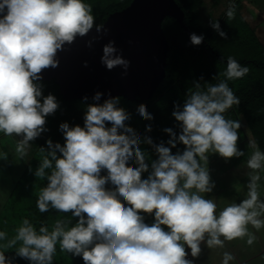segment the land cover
<instances>
[{
  "label": "clouds",
  "instance_id": "clouds-1",
  "mask_svg": "<svg viewBox=\"0 0 264 264\" xmlns=\"http://www.w3.org/2000/svg\"><path fill=\"white\" fill-rule=\"evenodd\" d=\"M226 16L235 18L234 3ZM209 25L227 39L219 21L210 19ZM93 28L107 32L104 25L96 24L92 5L85 0H0V133L19 138L15 151L21 160L31 143L49 131L47 117L59 108L55 95H43L39 83L43 71L58 67L57 53ZM98 38L87 46L91 48ZM204 39L202 34H190L194 46ZM101 63L109 71L122 67L124 76L130 66L115 41L103 46ZM248 73V67L228 57L224 80L205 81L204 89L202 76L194 80L196 91L186 94L183 104L174 102L171 115L179 132L164 128L169 139L158 144L130 126L132 114L120 106L119 96L109 94L103 103L99 91L92 97L94 103H87L84 96L83 126L61 123L64 143L46 140L40 150L47 154L34 172L47 180L36 201L39 211L71 213L76 224L69 228L71 221L58 219L51 231L41 226L37 232L24 219L12 239L0 231V241H6L0 245L4 249L0 264H14L17 257L29 264H54L57 244L61 252L81 257L83 264H194L202 244L222 248L225 241L247 237L252 245L257 237L248 226L257 231L264 227L259 191L264 152L254 141L249 142L253 151L247 160L252 170L247 198L217 212V204L205 195L216 186L207 166L208 154L226 161L245 155L238 147L241 123L224 114L240 104L227 81ZM136 112L142 120L154 119L143 103ZM151 131L152 125H146L145 132ZM142 144L151 146L156 159H149ZM179 144L183 150L173 153ZM0 158L6 160L7 153H0ZM145 214L154 217L151 224L145 222ZM18 243L14 255L7 256L6 250ZM188 250L193 259H188ZM233 259L224 252L221 264Z\"/></svg>",
  "mask_w": 264,
  "mask_h": 264
},
{
  "label": "trees",
  "instance_id": "trees-1",
  "mask_svg": "<svg viewBox=\"0 0 264 264\" xmlns=\"http://www.w3.org/2000/svg\"><path fill=\"white\" fill-rule=\"evenodd\" d=\"M132 0H85L91 4L93 15L97 25H102L109 14L128 6ZM184 12L183 23L187 30L173 17L167 16L162 21V28L169 44L168 57L165 65V77L159 83L150 99L128 100L120 97V106L132 114L130 126L136 129L139 135L150 136L154 143L167 141L169 136L163 131L164 128H173L179 132L176 121L172 117L174 102L183 104L186 94L196 91L194 80L200 81L202 89L207 87L205 83L218 84L224 80L223 72L227 68L228 57L234 58L241 66L249 68V73L241 79L227 81L229 87L239 98L240 104L233 105L224 115L227 119L236 120L242 117L252 135V138L261 152H264V45L259 41L254 29L242 14V1L234 0L235 18L229 20L227 10L213 21H219L221 30L227 33V39L221 38L209 25L210 19H205L202 14L204 0H175ZM229 8V7H228ZM204 35L205 39L199 46L190 42V34ZM216 76L215 79L213 77ZM43 95L49 93L56 96L59 108L54 115L47 117L46 127L49 131L31 143L28 150V158L23 170L8 199L0 211V231L7 233V239H12L16 229L21 226L24 219H28L36 228L46 226L49 231L56 220L71 221L68 227L76 224V218L71 213L57 212L49 209L41 213L37 208L36 201L43 187L47 185L46 179L34 176V172L43 157L47 154L41 152V147H46V140L64 143L59 125L63 122L70 126L79 124L83 126V114L85 105L81 99H65L59 91L55 79L41 80ZM87 103H94L89 100ZM100 103H103L100 102ZM145 104L148 112L154 119L142 120L136 108L139 104ZM151 124L152 131L145 132V126ZM142 149L150 155L149 159H156L151 146L141 145ZM184 146L177 145L172 149L182 151ZM31 168L32 171H29ZM50 172V170H46ZM147 173L144 174L145 178ZM109 187H111L109 185ZM145 222H149L145 220ZM6 241H0L3 245ZM16 247L7 249L6 252L13 256ZM57 252L54 256V264H83L81 257H73L66 252H61L57 244ZM16 264H29V261L17 257Z\"/></svg>",
  "mask_w": 264,
  "mask_h": 264
},
{
  "label": "water",
  "instance_id": "water-1",
  "mask_svg": "<svg viewBox=\"0 0 264 264\" xmlns=\"http://www.w3.org/2000/svg\"><path fill=\"white\" fill-rule=\"evenodd\" d=\"M167 16L187 30L184 12L175 0H132L108 15L102 24L106 33L93 28L73 44L65 45V50L57 53L58 67L44 70L42 80L55 79L65 99L88 96L92 100L97 91L104 94L99 103L109 94L128 100L150 99L165 77L169 44L162 21ZM94 37L99 38L89 48L87 42ZM109 41H115L118 53L130 61L126 76L122 67L109 71L101 63L103 46Z\"/></svg>",
  "mask_w": 264,
  "mask_h": 264
},
{
  "label": "crops",
  "instance_id": "crops-1",
  "mask_svg": "<svg viewBox=\"0 0 264 264\" xmlns=\"http://www.w3.org/2000/svg\"><path fill=\"white\" fill-rule=\"evenodd\" d=\"M257 37H258V35H257ZM258 39L264 45L263 41L259 37H258ZM236 120H239V122L241 123V128L238 130L239 135H240V139L238 141L239 149L243 151L244 148L246 149L248 147L247 149L252 151V148L249 147V142L254 141V140L252 138V135H251L244 119L242 117H239ZM210 156H211L209 158L210 162L208 161L209 162L208 166H209L210 175H212V180L214 182H216V184L218 186H217V188L213 189L212 193L205 194V195H206V198H210V199L214 200V202L218 206L217 212H219L225 206L231 204L225 200L227 198V195H225V192L229 191V189L234 184H236V183H234V181H232L230 178H228V175L231 173L230 169L234 168L235 170L240 171L241 175H243L242 180H246V179L248 180V178H249L248 173L251 172V169H249L246 166H243L242 157L237 158L238 160H236V163L234 165H232V166L229 165L228 167H225L224 158L220 157L218 154H211ZM214 165H217V166L215 167ZM8 170H10V169H8ZM227 171H229V172H227ZM240 172H238L237 174H240ZM20 174H21V172L16 173V175L13 178V182H11V183H13L12 186L10 184V179H9L8 175L7 176L5 175L6 178H4L3 175H1V178H0V211L2 210L3 205L5 204L6 200L8 199L10 192L14 187L15 181L17 180V178L19 177ZM240 181H241V179H240ZM237 183H239V181ZM222 193H224L223 196H225L223 201L221 199L223 196L222 197L220 196ZM236 198L234 197L233 200H236L235 203H239L242 200V198L243 199L247 198V195L241 196L240 194H237ZM153 219L149 220V222H147V223L151 224L153 222ZM248 227H249V231L257 237V239L255 240V242L252 245L247 244V242H246L247 237H245L244 239H236V240H233L230 242L227 241L225 249L220 248V247H215V248L209 249L205 245L202 244L201 245L202 252L198 258L194 259V264H221L224 252H229L234 257V259L232 261H230L229 264H264L263 260L261 263H260V261H257L259 259V257L261 255H263V253H264V227H262L259 231L254 229L251 225H249ZM222 238L223 237H221V239ZM188 251L190 254V250H188ZM218 254H220V257H218ZM208 255H214V257L209 259L210 257ZM191 259H193V258L191 257Z\"/></svg>",
  "mask_w": 264,
  "mask_h": 264
},
{
  "label": "rangeland",
  "instance_id": "rangeland-1",
  "mask_svg": "<svg viewBox=\"0 0 264 264\" xmlns=\"http://www.w3.org/2000/svg\"><path fill=\"white\" fill-rule=\"evenodd\" d=\"M233 1L234 0H204V5L202 7V14L205 19L216 18L218 16H221L228 9V7L230 6V3H232ZM241 1L243 5L242 14L244 18L251 24L255 33L264 43V0H241ZM18 139L19 138L14 135L11 137H6L4 136L3 133H0V153H7L6 160L0 158V178H1V175H3L4 178H6V176L8 175L11 186L13 185V183L11 182H13L14 176L16 175L17 172L18 173L22 172L21 170H23V167L26 163V159L28 158V154H27V156L23 160H21L18 154L16 153L15 147H16V142ZM247 148L243 149V151L245 152V155L242 156V159H243L242 164L243 166H246V167H247V160L253 151V149L252 151H250ZM208 155L210 158L211 153H209ZM236 160L238 159L232 158L227 161L225 160V167H228L229 165L231 166L234 165L236 163ZM214 166L216 167L217 165H214ZM230 170H231V173L228 175V178H230L236 184L232 182L234 185L229 189V191L225 192V195H227V198L225 200L228 203H234L236 202V200H233V199L234 197L235 198L237 197V194H240L241 196L247 195L248 190H247L246 184L248 180L247 179L242 180L243 175H241L240 171H237L234 168ZM238 172H240V174H237ZM260 176H261V180L259 181V185H260L259 191H260L261 199H264V172H261ZM211 178H212V175H211ZM238 181L239 183H237ZM217 186L218 185L216 184L215 188H217ZM223 194L224 193H222L220 196L222 197ZM224 198L225 196L221 198L222 201ZM153 218L154 217L145 214V220L149 221ZM226 242L227 241H225L224 243V247H222L223 249L226 248L225 247ZM0 250H4V249L0 248ZM6 255L11 257L7 252H6ZM208 256L210 257L209 259L214 257V255H208ZM218 257H220V254H218ZM262 260L264 261V253L263 255L259 257L257 261H260L261 263ZM14 264H16L15 261H14Z\"/></svg>",
  "mask_w": 264,
  "mask_h": 264
},
{
  "label": "built area",
  "instance_id": "built-area-1",
  "mask_svg": "<svg viewBox=\"0 0 264 264\" xmlns=\"http://www.w3.org/2000/svg\"><path fill=\"white\" fill-rule=\"evenodd\" d=\"M188 259H191V255L189 254Z\"/></svg>",
  "mask_w": 264,
  "mask_h": 264
}]
</instances>
